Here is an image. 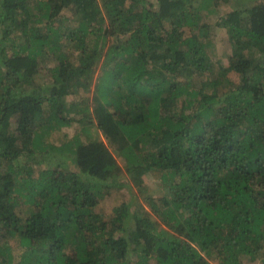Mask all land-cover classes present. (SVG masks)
Here are the masks:
<instances>
[{"label":"trees","instance_id":"obj_1","mask_svg":"<svg viewBox=\"0 0 264 264\" xmlns=\"http://www.w3.org/2000/svg\"><path fill=\"white\" fill-rule=\"evenodd\" d=\"M228 1L0 0V264H264V0L215 63Z\"/></svg>","mask_w":264,"mask_h":264},{"label":"rangeland","instance_id":"obj_2","mask_svg":"<svg viewBox=\"0 0 264 264\" xmlns=\"http://www.w3.org/2000/svg\"><path fill=\"white\" fill-rule=\"evenodd\" d=\"M236 0H229L228 2H225L223 5L219 6L218 10L217 8L214 9V13H211L209 16L204 18V22L209 23V40H210V47L208 48V53L211 56V59L213 62L217 63L220 62L222 64H227L228 60L232 54V49L230 46V42L228 40V36L226 34L225 29H223L222 27H220L218 25L219 23V16L222 15V13L224 11H227L230 9L231 5L235 4ZM228 4V5H226ZM212 5H208L207 9L212 11ZM63 16H64V21H68L71 19V16L69 14L68 11H63ZM70 23V22H69ZM65 24L68 25V22H65ZM1 29V28H0ZM4 30V29H2ZM18 42L21 43V41L23 40L20 36L16 37ZM65 44V43H64ZM74 54H72L73 56ZM229 78L231 79V81H234L235 83L238 82L237 80V75L236 74H230ZM80 127L74 123L73 126L68 127V128H64L63 130H61V132L59 133H55L54 139L56 140L55 142L58 144L61 140V138H63V133H65L67 138H71L72 136L78 134ZM99 139L103 140L102 136H99ZM114 153V151H112ZM115 158L118 162V165L120 167L123 166V160L117 156V154H115ZM144 181L146 182V184L149 187V193H155L158 189L156 188V184L155 182L151 179L148 180L147 177H144ZM123 183L126 184V187H121V188H115L112 189L111 192L109 193V195L97 206L96 208V212L99 213L103 218H105L106 220L112 218L114 216V214H116L118 212V210H120L121 205L123 204H132L136 199H137V192L136 189H134L133 187L130 186V184H128V182H126V179H123ZM132 208V207H131ZM148 209V208H147ZM27 210V208H22L20 211V215ZM9 244L13 247L14 253H15V257L17 258L20 254V250L18 249V246L16 244L15 241H11L9 242ZM68 254H70V251H66ZM149 264H155L154 261H150ZM211 264H215L213 262H211ZM254 264H258V263H254Z\"/></svg>","mask_w":264,"mask_h":264}]
</instances>
